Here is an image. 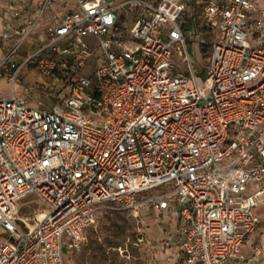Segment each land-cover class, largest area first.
<instances>
[{
    "label": "built area",
    "instance_id": "1",
    "mask_svg": "<svg viewBox=\"0 0 264 264\" xmlns=\"http://www.w3.org/2000/svg\"><path fill=\"white\" fill-rule=\"evenodd\" d=\"M193 2L213 35L204 81L188 0H0V264H72L63 250L98 211L141 207L175 218L180 264L245 261L264 198V9Z\"/></svg>",
    "mask_w": 264,
    "mask_h": 264
},
{
    "label": "rangeland",
    "instance_id": "2",
    "mask_svg": "<svg viewBox=\"0 0 264 264\" xmlns=\"http://www.w3.org/2000/svg\"><path fill=\"white\" fill-rule=\"evenodd\" d=\"M110 1V0H108ZM117 1V0H113ZM259 9H264V0H254ZM59 2L48 5L39 24H45L57 12ZM190 14L193 16L192 24L188 27L187 46L196 75L201 81L206 77V64L208 62L211 39L213 35L203 29V22L199 13H195L193 0H188ZM253 16L260 18L264 30V15L261 10ZM198 24V26H197ZM199 31H202L201 34ZM257 36H254L256 40ZM260 40H264V35ZM187 74V71H184ZM36 77L30 71L25 79L30 83ZM9 82L0 77V96L9 94ZM32 197L23 199L19 213L30 215L35 204H27ZM259 223L256 230L245 239L241 251L246 259L233 264H264V198L257 206ZM171 215L165 212L141 207L132 209H103L95 215V220L85 230V240L80 250L66 252L65 259L72 264H178L176 260L177 248L173 244H165L168 235L172 233ZM5 235V234H4ZM258 249L260 252H255ZM231 264V263H226Z\"/></svg>",
    "mask_w": 264,
    "mask_h": 264
},
{
    "label": "crops",
    "instance_id": "3",
    "mask_svg": "<svg viewBox=\"0 0 264 264\" xmlns=\"http://www.w3.org/2000/svg\"><path fill=\"white\" fill-rule=\"evenodd\" d=\"M172 219V226L175 227L176 226V221H175V218L171 217ZM176 260L178 261V264H180V256H179V253L176 252ZM233 264V263H231Z\"/></svg>",
    "mask_w": 264,
    "mask_h": 264
}]
</instances>
